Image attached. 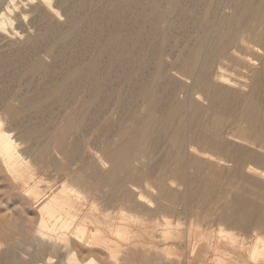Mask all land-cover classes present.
<instances>
[{
  "label": "bare ground",
  "instance_id": "6f19581e",
  "mask_svg": "<svg viewBox=\"0 0 264 264\" xmlns=\"http://www.w3.org/2000/svg\"><path fill=\"white\" fill-rule=\"evenodd\" d=\"M58 7L70 21L58 40H79L82 60L48 82L47 99L65 109L42 155H61L71 138L95 131L100 149L82 147L83 157L42 186L48 178L31 169L1 112V178L10 198H33L38 223L19 236L14 218L0 217V264H45L56 254L62 264H264V0H8L0 40L18 35L27 8L56 31ZM174 32L188 39L172 40ZM1 63L3 72L11 61ZM45 67L42 58L29 71ZM6 107L13 119L24 113Z\"/></svg>",
  "mask_w": 264,
  "mask_h": 264
},
{
  "label": "rangeland",
  "instance_id": "374dc122",
  "mask_svg": "<svg viewBox=\"0 0 264 264\" xmlns=\"http://www.w3.org/2000/svg\"><path fill=\"white\" fill-rule=\"evenodd\" d=\"M2 1V2H1ZM6 1V0H5ZM4 0H0V9L2 8V7H4L6 4H7V1L5 2ZM70 1V0H69ZM71 1H74V0H71ZM4 2V3H3ZM6 3V4H5ZM52 3L53 4H55V3H57V0H52ZM3 4V5H2ZM27 9H29V8H27ZM27 9H25L26 11H23L25 14L23 15V17H21L20 19H22V21L20 22V20H19V18H18V20L19 21H17V23L14 25L15 26V28H16V30H17V28H18V35L17 36H15L12 40H10V41H12L11 43L9 42V40H0V42H1V44H0V52H2V54L0 53V63L1 62H3V60L4 59H6V57H8V60L9 61H11V64L13 65V66H10L11 64H9L8 65V69H4L3 70V72L2 71H0L2 74H0V89H2L3 90V92L1 91V93H0V104H2V107L0 106V115H1V117H2V115H3V118H2V120H3V125H4V127H8L9 129H10V131H11V133L13 134V135H15L16 136V138H18V139H15L17 142H18V140L20 139V143H19V148L22 150V151H20V152H23V151H27V153L31 156V157H29V159H30V161H31V163L33 162V164L31 165V169L33 170V169H36V170H33L34 172H37L38 170H37V168L40 170V173H41V177H42V179L44 180L45 178H48V179H45L43 182H44V184H42V186L43 185H46V186H48V185H52L55 181V178L53 179V175L55 174L54 173V171L56 170V169H58V168H60V167H63V166H66V162L68 161V163H70V162H72V160L74 159V160H76L77 159V157L76 156H78V159L79 158H81V157H83V153H84V151L83 150H90V151H93V152H95V149H97L96 151H98L99 149H100V143H99V141L97 140V138H94V136H96V135H98L97 134V132L98 131H95L94 132V134H93V136H87L85 139L84 138H80V140H79V138H77V137H73V138H71L69 141H68V143H67V146H66V148H65V150L66 151H64V153H60L61 155H56L55 154V157H54V155L52 156L53 158H47V157H45V155L43 156L42 155V153H44L43 151L45 150V149H42L44 146V144H42V142L44 141L46 144H47V142H48V136H49V134L48 133H50L51 132V130L54 128V126H53V124H57V118H58V114H59V112H62V111H64V109H65V107H61V106H57V105H59L58 103H54V102H56V101H51L50 99H47V93H48V91L50 90V89H48L47 87H51V83H52V85H53V83H54V81L56 82V81H58V80H60V79H56V76H58L59 77V75L58 74H60V77L59 78H64L67 74H69V73H71L73 70H75L76 69V67L78 66V64L80 63V61L82 60L81 59V56H80V54H81V49H80V46L78 45L79 44V40H72V41H70V42H67L68 44H63L64 42H60L61 40H58V37L60 36L59 34L61 33L62 34V32H64L65 30H66V27L67 26H70V23L69 24H67V22H70V21H68L69 19H68V17H66L65 18V16H67L66 15V13H65V11H64V8H60V7H58V8H56L59 12H60V14H59V22H61V23H57L58 24V29H56V31H53V32H55V33H51V31H49V30H44L45 29V27L43 26V28H42V25L37 21V20H35L34 19V13L32 12L31 13V11L30 10H27ZM29 11V12H28ZM27 12V13H26ZM78 13L80 14V11H76V13H75V15H76V17H77V15H78ZM30 14V15H29ZM25 18V19H24ZM29 18V19H28ZM31 18V19H30ZM23 19H24V21L26 22H24L23 21ZM60 19H61V21H60ZM29 20H31L30 22H28ZM34 20V21H33ZM15 21V22H16ZM66 23H65V22ZM18 22H20V23H18ZM25 24H24V23ZM32 22V23H31ZM112 22V23H111ZM111 22L109 21L108 22V24H107V26H112V24H113V26H115L116 27V25H117V23L115 22V20H111ZM21 23H23V25H24V27L26 28H24L23 27V25L21 24ZM29 23H31V24H29ZM115 23V24H114ZM33 24V25H32ZM60 24V25H59ZM65 24H67L66 25V27H65ZM16 25H17V27H16ZM30 25H31V27H33V28H31L30 27ZM18 26H21V27H18ZM24 29H23V28ZM40 27V28H39ZM60 27H61V30H60ZM65 27V28H64ZM114 27V28H115ZM19 28L21 29V32H23V30H25V32H23V33H19ZM29 28V29H28ZM28 29V30H27ZM35 29V30H34ZM38 29V30H37ZM42 29V30H41ZM67 29H68V27H67ZM26 30L27 31H30L29 33L27 32L26 33ZM46 31V32H45ZM41 32H44V33H41ZM38 33V34H37ZM39 33H41V34H43L44 36H40V34ZM51 34V35H49V34ZM178 33V34H177ZM23 34L25 35V34H27V35H25L24 37H23ZM28 34H31V35H28ZM177 36H176V35ZM181 33H179V32H174L173 34H172V40L174 39V40H186V39H188V38H185V36L183 37V35L181 34ZM180 35V36H179ZM19 36V37H18ZM31 36V40H28L29 38L28 37H30ZM47 36V37H46ZM49 36H50V38H49ZM58 36V37H57ZM17 37V38H16ZM28 38V39H27ZM35 38V39H34ZM40 38V39H39ZM41 38H43V39H41ZM52 38V39H51ZM53 38H55V39H53ZM185 38V39H184ZM16 42H15V41ZM36 40V41H35ZM42 40V41H41ZM46 40V41H45ZM51 40L53 41L54 40V42H57V44H56V49H55V53L58 55V53H59V55L57 56V57H54V55H55V53H53V54H50L49 52H48V50H49V48H50V46L52 45V43H54V42H52L51 43ZM45 41V42H44ZM2 42H4L5 44H3ZM16 44H15V43ZM21 42V43H20ZM23 42V43H22ZM31 42V43H30ZM8 43H10L11 45H9ZM28 43V44H27ZM49 43V44H48ZM51 43V44H50ZM60 43V44H59ZM71 43V44H70ZM75 43H76V45H75ZM12 44H13V46H12ZM18 44V45H17ZM31 44H33V45H31ZM34 44H35V46H34ZM44 44V45H43ZM7 45H9V46H7ZM16 45V46H15ZM62 46L61 48H64L62 51L60 50L61 48H59L60 46ZM66 45H67V47H66ZM78 45V46H77ZM3 46V47H2ZM7 47V49H6V47ZM25 46V47H24ZM57 46H58V48H57ZM64 46V47H63ZM2 47V48H1ZM11 47V48H10ZM15 47V48H14ZM27 47V48H26ZM31 47V48H30ZM33 47V48H32ZM44 47V48H43ZM79 47V48H78ZM29 48V49H28ZM39 48V49H38ZM11 49V50H10ZM18 49V50H17ZM42 49V50H41ZM8 50V51H7ZM15 50V51H14ZM17 50V51H16ZM25 50V51H24ZM58 50V51H57ZM71 50V51H70ZM19 51L21 52V53H19ZM41 51V52H40ZM43 51V52H42ZM65 51V52H64ZM14 52L16 53V54H14ZM58 52V53H57ZM69 52V53H68ZM71 52V53H70ZM79 52H80V54H79ZM14 55H13V54ZM35 53V54H34ZM60 53H62V54H60ZM75 53H76V55H75ZM18 54V55H17ZM38 54V55H37ZM72 54V55H71ZM78 54V55H77ZM41 55V56H40ZM3 56V58H1ZM6 56V57H5ZM13 56H15V57H13ZM20 56V57H19ZM56 56V55H55ZM59 56H61V57H59ZM63 56V57H62ZM77 56H79V57H77ZM16 57H18V58H16ZM22 57V58H21ZM39 57V58H38ZM58 57L61 59H58ZM75 57H77L78 59H80V60H78L77 58H75ZM11 58V59H10ZM42 58H43V63L45 64V66L46 67H49V68H40V69H38L37 71H36V73L35 74H31V72L29 71V68H30V66H31V63H33L34 61H42ZM67 58V59H66ZM37 59H39V60H37ZM69 59V60H68ZM84 59V58H83ZM73 60V61H72ZM77 60V61H76ZM12 61H14V62H12ZM29 61V62H28ZM72 62V63H71ZM74 62V63H73ZM15 63V64H14ZM53 63V64H52ZM61 63H63V64H61ZM71 63V64H70ZM28 64H30L29 66H28ZM47 64V65H46ZM49 64V65H48ZM73 64V66H71ZM20 65H21V67H20ZM61 65V66H60ZM26 66V67H25ZM76 66V67H75ZM10 67V68H9ZM28 67V68H27ZM65 67V68H64ZM69 67V68H68ZM71 67H72V70L71 71H69L70 69H71ZM74 67V68H73ZM2 68V63L0 64V69ZM15 68V69H14ZM56 68H57V70H56ZM20 69V70H19ZM23 69H24V71H23ZM43 69H44V71H43ZM50 71H49V70ZM58 69H60V70H58ZM21 70H22V72H21ZM66 70V71H65ZM68 70V71H67ZM16 71V72H15ZM39 71L42 73V71L44 72L42 75H41V73H39ZM58 71V72H57ZM30 72V73H29ZM48 72V73H47ZM54 72V73H53ZM66 72H67V74H66ZM8 73V74H7ZM10 73H11V75H10ZM47 73V74H46ZM53 73V74H52ZM57 75H56V74ZM63 73V74H62ZM17 74H19V75H17ZM40 74V75H39ZM6 77H5V76ZM7 75H9V77L7 76ZM15 75V76H14ZM28 75V76H27ZM63 75H65V76H63ZM4 76V77H3ZM12 76V77H11ZM26 76V77H25ZM44 76V77H43ZM47 76V77H46ZM16 77V78H15ZM30 77V78H29ZM32 77V78H31ZM3 78H9V79H6L5 81H4V79ZM25 78H27V79H25ZM41 78V79H40ZM46 78V79H45ZM53 78H55V80L53 79ZM2 79V80H1ZM12 79V80H11ZM38 79V80H37ZM50 79V81H48ZM51 79L53 80V81H51ZM4 81V82H3ZM7 81V82H6ZM18 81V82H17ZM26 81V82H25ZM28 81V82H27ZM3 82V83H2ZM23 82V83H22ZM33 82V83H32ZM37 82V83H36ZM40 82V83H39ZM47 82V83H46ZM48 82H51V83H48ZM28 83V84H27ZM44 83H46V84H44ZM1 84H2V86H1ZM7 86H6V85ZM9 84V85H8ZM48 84V85H47ZM5 88H4V87ZM30 86V87H29ZM35 86V87H34ZM10 87V88H9ZM43 89H42V88ZM46 87V88H45ZM7 88V89H6ZM11 88H13V89H11ZM8 89H9V91H8ZM42 89V90H41ZM46 89H48V90H46ZM13 90H15V91H13ZM6 91H8L9 92V94H8V92H6ZM5 92V93H4ZM4 93V94H3ZM41 93V94H40ZM7 94V95H6ZM41 96H40V95ZM45 94H46V96H45ZM2 95V96H1ZM3 95H6V96H3ZM8 95H9V98H8ZM15 96V97H14ZM11 97V98H10ZM17 97H19V98H17ZM31 97H33L32 99H31ZM37 97H38V99H37ZM5 98V99H4ZM7 99V100H6ZM11 101H10V100ZM17 99V100H16ZM34 99V100H33ZM37 99V100H36ZM5 100V101H4ZM8 100H9V102H8ZM13 100H14V102H13ZM48 100V101H47ZM17 101V102H16ZM20 101V102H19ZM49 101H51L52 102V104H51V102L49 103ZM2 102V103H1ZM19 102V103H18ZM25 102V103H24ZM39 104H38V103ZM5 103L7 104V105H5ZM15 103V104H14ZM18 103V104H17ZM29 103V104H28ZM48 103V104H47ZM9 104H13L15 107H14V109L15 110H24V113H25V115H24V113H23V115H20V116H23L22 117V122L20 121V119L19 118H21L20 116H18V118H16V117H14V119L16 120H14L13 119V117H11L9 114H8V107H6V106H8ZM38 104V105H37ZM46 104L48 105V106H46ZM25 105H27V106H25ZM22 106H24V107H22ZM29 106V107H28ZM25 107H27L26 109H25ZM17 108H20V109H17ZM47 108V109H46ZM5 110V111H3V110ZM38 109V110H37ZM46 110V111H45ZM43 111V112H42ZM3 112H5V113H2ZM31 112V113H30ZM40 112H42V113H40ZM6 113L8 114V115H6ZM31 114L30 116L29 115H27V114ZM34 113V114H33ZM47 113H48V115H47ZM38 114H40V115H38ZM41 114H42V116H41ZM50 114V115H49ZM53 114V115H52ZM38 115V116H37ZM35 116H36V118H35ZM56 116H57V118H56ZM35 118V119H34ZM47 118V119H46ZM50 118V119H49ZM12 119V120H11ZM5 120H7V121H5ZM56 120V123L54 122ZM21 123H20V122ZM6 122V123H5ZM18 122V123H17ZM12 123V124H11ZM25 123H26V125L28 126H26L25 125ZM7 124V125H6ZM23 125H25V126H23ZM42 126V127H39V126ZM53 127H51V126ZM34 128H33V127ZM36 126V127H35ZM39 128H38V127ZM52 129H51V128ZM11 128H12V130H11ZM35 128H36V130H35ZM42 128V129H41ZM26 129V130H25ZM51 129V130H50ZM84 130H86L87 129V127H86V123L84 124V128H83ZM23 130H25V131H23ZM28 130V131H27ZM41 130V131H40ZM48 130H50V131H48ZM13 131V132H12ZM35 131V132H34ZM48 132V133H47ZM46 134H47V136H46ZM23 135V136H22ZM44 135H45V138L47 139V141L46 140H44L45 138H44ZM18 136V137H17ZM19 136H21V137H19ZM23 137H25V138H23ZM43 137V138H42ZM97 137V136H96ZM13 138H15V137H13ZM74 138H77V139H75L74 140ZM88 138H90L89 140H88ZM95 140H94V139ZM38 139V140H37ZM82 139H84V140H82ZM43 140V141H42ZM82 140V141H81ZM88 140V141H87ZM90 140H92L91 142H93V144H91L90 143ZM94 140V141H93ZM98 142H97V141ZM39 142V144H38V142ZM72 141V142H71ZM74 141H75V143H74ZM84 141V142H83ZM87 142V144H86V142ZM81 142V143H80ZM84 144H83V143ZM94 142H96V144H94ZM78 145H77V144ZM98 143H99V149H98ZM40 144H42L41 145V147H40ZM86 144V145H85ZM91 144V145H90ZM71 145V146H70ZM72 145H74V146H72ZM78 146V147H76V146ZM31 146V147H30ZM33 146H35L34 148H32ZM36 146L37 147H40L41 148V151H38V150H40V148H36ZM46 146V145H45ZM69 146H70V148H69ZM79 146H80V148H79ZM90 146H96L95 147V149H94V147H90ZM83 147V148H82ZM25 148V149H24ZM29 148V149H28ZM45 148V147H44ZM74 148H76L75 150H74ZM83 149V150H80V149ZM88 148V149H87ZM91 148H93V150L91 149ZM24 149V150H23ZM28 149V150H27ZM71 149H73V150H71ZM79 149V150H78ZM32 150V151H31ZM77 150V151H76ZM26 151H25V154H24V152L22 153V155L24 156V157H26ZM37 151H38V153L39 152H41V154L39 153V155H37L38 153H37ZM71 151H76L75 152V154L74 153H72ZM80 151V152H79ZM83 151V152H82ZM66 152V153H65ZM69 152H70V154H69ZM33 153H34V156H33ZM71 153H72V155H71ZM82 153V154H81ZM28 154H27V157H28ZM36 154V155H35ZM67 154V155H66ZM78 154V155H77ZM81 154V155H80ZM76 155V156H75ZM37 156V157H36ZM40 156H43V157H40ZM66 156V157H65ZM69 156L71 157V158H69ZM81 156V157H80ZM26 157V158H27ZM64 157L65 158H68V159H64ZM160 157V154H158V153H156V154H152L151 155V163H150V165L151 164H153V162L155 163V162H157V159ZM33 160H32V159ZM39 158H42V160L41 159H39ZM43 158H45L46 160H44ZM28 159V158H27ZM54 159H55V161H54ZM57 159V160H56ZM64 159V160H63ZM69 159L71 160V161H69ZM37 160H39V162H37ZM73 160V161H74ZM43 161V162H42ZM50 161H52V163H53V167L55 168H53L52 169V167H50V166H52V165H50V164H52ZM57 161V162H56ZM41 162V163H40ZM57 164H56V163ZM62 162H63V164H62ZM65 162V163H64ZM49 163V164H48ZM67 163V164H68ZM41 164V165H40ZM45 164L47 165V167L45 166ZM33 165H34V168H33ZM38 165V166H37ZM50 165V166H49ZM58 165V166H57ZM61 165V166H60ZM36 166V167H35ZM43 166H44V168H43ZM56 166V167H55ZM60 166V167H59ZM46 171L47 169H48V171H46V172H48V173H46L45 175H44V171ZM50 170H52L51 172H50ZM43 171V172H42ZM56 172V171H55ZM38 173H39V171H38ZM50 173H51V175H50ZM53 174V175H52ZM49 176V177H48ZM55 176V175H54ZM2 176H1V173H0V210H1V213H0V217H5V216H7V218H9V217H11L12 216V224L14 223H16L15 225L13 224L12 225V227L14 228V226H15V229L14 230H16L17 229V232L19 233V236H20V232H22V233H24V234H27V231H28V233H30L31 231H33L34 230V227H36L37 226V223H38V214H37V212H35V211H37L36 210V208H35V201H33V198L31 197V199L29 198H27L26 196V199H23V198H21V197H12V198H10V196H11V194H12V191H11V189H9V188H7V182H5L4 180H2V178H1ZM51 177V178H50ZM53 181V182H52ZM6 183V184H5ZM45 183H48V184H45ZM4 184V185H3ZM4 187V188H3ZM45 187V186H44ZM4 190V191H3ZM7 191V192H6ZM148 192V191H147ZM99 194V193H98ZM147 194H149L150 195V193L148 192ZM6 195V196H5ZM9 197H8V196ZM7 197H8V199H7ZM24 197V198H25ZM6 199V200H5ZM15 199V200H14ZM5 200V201H4ZM8 200V201H7ZM14 200V201H13ZM4 201V202H3ZM7 201V202H6ZM13 201V202H12ZM27 201V202H26ZM30 201H31V203H30ZM19 202H21V203H19ZM8 203V204H7ZM24 203V204H23ZM26 203H29L30 205H27ZM32 204H34V205H32ZM3 205H5L7 208H8V210H7V208L5 207V206H3ZM8 205V206H7ZM32 206H34V208L32 207ZM13 207V208H12ZM10 209V210H9ZM34 209H35V211H34ZM5 210H7V212H5ZM2 212H4V214L2 213ZM14 212V213H13ZM16 212V213H15ZM10 213V214H9ZM13 213V214H12ZM3 214V215H2ZM12 214V215H11ZM16 214V215H15ZM5 215V216H4ZM19 215V216H18ZM14 216H16V217H14ZM23 216V217H22ZM24 218V219H23ZM26 218V219H25ZM16 219V220H15ZM20 219V220H19ZM208 219H210L209 218V216H208ZM21 224H20V223ZM34 222H36V224L34 223ZM35 225V226H34ZM33 227V228H32ZM23 228V229H22ZM28 228H30V230H28ZM218 229V227H215V229ZM30 231V232H29ZM26 232V233H25ZM16 233V232H15ZM23 234V235H24ZM22 234H21V236H23ZM254 238H255V235H254ZM5 242V241H4ZM3 242V246H0V251L1 250H3L4 249V247H6L5 245H7V244H5ZM194 242V241H193ZM2 243V242H1ZM196 244L198 245L199 244V241L198 240H196ZM202 244L203 243H200V245L199 246H202ZM196 245V246H197ZM199 248V247H198ZM32 249V248H31ZM62 261H63V258H62V256L60 255V254H56V255H54V256H46V257H42L41 258V260H39L38 262L39 263H45V264H62ZM96 264H98V262L96 263ZM99 264H102V262H99ZM117 264H128V263H117ZM196 264H202V261H198Z\"/></svg>",
  "mask_w": 264,
  "mask_h": 264
}]
</instances>
